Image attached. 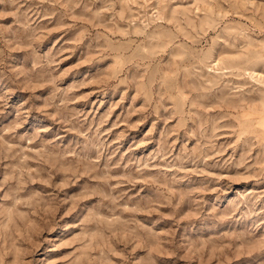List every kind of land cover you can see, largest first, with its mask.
I'll return each instance as SVG.
<instances>
[{
	"label": "rangeland",
	"instance_id": "rangeland-1",
	"mask_svg": "<svg viewBox=\"0 0 264 264\" xmlns=\"http://www.w3.org/2000/svg\"><path fill=\"white\" fill-rule=\"evenodd\" d=\"M0 264H264V0H0Z\"/></svg>",
	"mask_w": 264,
	"mask_h": 264
}]
</instances>
